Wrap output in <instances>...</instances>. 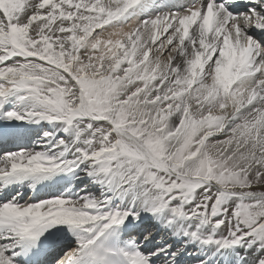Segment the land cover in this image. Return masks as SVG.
I'll use <instances>...</instances> for the list:
<instances>
[{
    "label": "snow or ice",
    "instance_id": "snow-or-ice-1",
    "mask_svg": "<svg viewBox=\"0 0 264 264\" xmlns=\"http://www.w3.org/2000/svg\"><path fill=\"white\" fill-rule=\"evenodd\" d=\"M192 255L264 264V0H0V264Z\"/></svg>",
    "mask_w": 264,
    "mask_h": 264
},
{
    "label": "bare ground",
    "instance_id": "bare-ground-1",
    "mask_svg": "<svg viewBox=\"0 0 264 264\" xmlns=\"http://www.w3.org/2000/svg\"><path fill=\"white\" fill-rule=\"evenodd\" d=\"M134 25H135V22H133L132 25L127 26L124 30H125V31H128V30H130L132 27H134ZM162 58H163V57H162ZM189 251H191V252H195L196 249L193 247V248H190ZM198 259H199V257H197L196 255L186 256V257H185V264H197Z\"/></svg>",
    "mask_w": 264,
    "mask_h": 264
}]
</instances>
